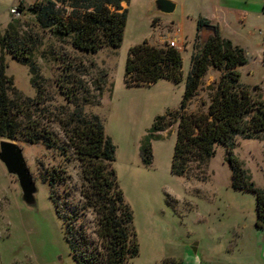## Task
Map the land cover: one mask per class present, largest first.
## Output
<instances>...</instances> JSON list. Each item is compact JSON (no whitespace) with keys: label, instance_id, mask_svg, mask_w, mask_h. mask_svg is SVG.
<instances>
[{"label":"rangeland","instance_id":"1","mask_svg":"<svg viewBox=\"0 0 264 264\" xmlns=\"http://www.w3.org/2000/svg\"><path fill=\"white\" fill-rule=\"evenodd\" d=\"M35 1L0 0V34L15 17L11 14L12 7L21 2L28 7ZM155 1H125L127 24L121 46L105 47L98 53L77 50L70 38L62 39L51 30L39 28L32 14L22 16L30 23L31 32L39 36L35 59L45 90L54 97V104L69 106L58 81L66 73L90 84L96 78L105 82L100 105L88 106L87 110L101 117L107 136L117 147L114 168L125 201L133 210L140 245L139 254L130 264H264V230L256 225L257 193L233 187L224 145L217 147L215 156L204 167L205 174L199 178L173 173L177 124L150 137L153 154L150 164L144 161L141 149L143 141L152 134L156 118L181 106L196 51L199 22L209 15L217 14L231 23L222 35L246 54L247 63L238 68L240 82L249 87L255 98L264 101V12L255 11L254 3L246 0H220V4L213 0H171L177 8L172 14H164L152 9ZM220 6L251 12L246 20L239 21L237 12H225ZM178 23L183 29V38L178 36L184 42V49L180 50L183 79L177 83L160 79L150 85L129 86L125 73L130 49L144 41L156 46L168 44ZM208 37L202 31L199 46ZM6 62L16 87L25 96L34 97L36 89L30 82L28 66L9 54ZM220 77L221 71L209 69L189 105L190 112L208 110L211 87ZM236 142L235 156L251 182L264 191L263 138L238 136ZM18 143L38 192L36 204H27L17 176L10 174L0 160V264H78L66 239L64 219L51 198L50 185L39 177L40 161L45 169H50L62 164V159L44 143ZM68 171L74 177L70 185L79 187L78 163L69 164ZM79 200L76 194L69 202Z\"/></svg>","mask_w":264,"mask_h":264},{"label":"trees","instance_id":"2","mask_svg":"<svg viewBox=\"0 0 264 264\" xmlns=\"http://www.w3.org/2000/svg\"><path fill=\"white\" fill-rule=\"evenodd\" d=\"M125 1L36 0L28 7L21 2L17 6L20 16L13 17L0 34V138L17 143H44L61 157L63 163L50 169H45L40 161L39 177L50 185L51 198L64 219L66 239L78 264H130L139 254L134 213L125 201L114 168L117 147L107 136L101 117L87 110L88 106L100 105L105 82L96 78L90 84L66 73L58 81L69 106L54 104L35 59L39 36L31 32L30 23L22 16L32 14L39 28L51 30L62 39L70 38L77 50L98 53L105 47L121 46L127 24V10L122 6ZM208 25L212 23L207 19L199 22L196 51L181 106L156 118L152 134L143 141L142 154L150 164L153 157L150 137L177 124L173 173L199 178L205 174L204 167L215 156L217 147L224 145L232 185L257 193L256 225L264 230V191L251 182L234 154L238 136L244 139L261 136L264 140V101L255 98L249 87L240 82L238 68L247 63L246 54L224 39L218 26L199 46L201 32ZM6 54L28 66L30 82L36 89L34 97L25 96L16 87L14 77L7 72ZM211 67L221 71V77L211 87L208 110L190 112L189 105ZM125 79L129 86L150 85L160 79L180 82L183 79L180 50L170 44L156 46L149 41L132 47ZM74 162L80 168L81 181L75 188L70 185L74 177L68 171V165ZM76 194L79 202H69Z\"/></svg>","mask_w":264,"mask_h":264},{"label":"water","instance_id":"3","mask_svg":"<svg viewBox=\"0 0 264 264\" xmlns=\"http://www.w3.org/2000/svg\"><path fill=\"white\" fill-rule=\"evenodd\" d=\"M176 8L177 4L171 0H156L152 6L153 10L164 14H172ZM203 31L210 36L216 32V27L208 25ZM0 160L10 174L17 176L24 201L29 205H35L38 187L20 144L15 141H0Z\"/></svg>","mask_w":264,"mask_h":264},{"label":"crops","instance_id":"4","mask_svg":"<svg viewBox=\"0 0 264 264\" xmlns=\"http://www.w3.org/2000/svg\"><path fill=\"white\" fill-rule=\"evenodd\" d=\"M214 1V3L215 4H220L221 3V1L220 0H213ZM248 3H249V1L250 2H252V3H254V5L257 7V8H255V11H256V9H258V11L260 12V10L262 9L263 10V12H264V0H246ZM122 6L123 7H125V2H123L122 3ZM220 8L221 9H225V12H237V14H238V19H239V21H242V20H246L247 19V17L249 16V12H251V11H249V10H247V9H236V8H234V9H228V8H226V7H223V6H220ZM214 12H217V9H216V11H214ZM207 20H209L211 23H212V25H216V26H218L219 27V30H220V32H221V35H222V33H223V29H225V28H227V27H229L230 26V22H228L226 19L224 20V19H221L220 17H218V15L217 14H212V15H209L208 16V18H206ZM177 26H179L180 28H181V37L183 38V29H182V25L181 24H176L175 25V28L177 27ZM166 29H168V27L166 28ZM168 32H170L169 31V29L167 30ZM170 34V33H169ZM175 34V33H174ZM179 35V36H180ZM224 35V34H223ZM222 35V36H223ZM172 36L170 35V37L169 38H171ZM180 37V38H181ZM180 38H179V40H180ZM223 38L224 39H226L224 36H223ZM181 41V40H180ZM162 42H165V41H160V44L162 43ZM235 47H237V48H240V47H238V45H236ZM262 60L264 61V55L262 56Z\"/></svg>","mask_w":264,"mask_h":264},{"label":"built area","instance_id":"5","mask_svg":"<svg viewBox=\"0 0 264 264\" xmlns=\"http://www.w3.org/2000/svg\"><path fill=\"white\" fill-rule=\"evenodd\" d=\"M11 14L14 16H20V11L18 10L17 7H12L11 8ZM174 33H175L174 36H172L169 39L168 44L177 48L178 50H183L184 49V42L178 40V36L181 34V28L179 26H177L176 29L174 30Z\"/></svg>","mask_w":264,"mask_h":264}]
</instances>
